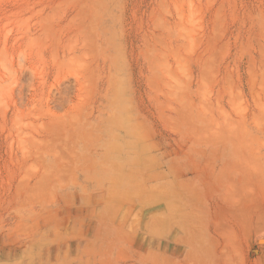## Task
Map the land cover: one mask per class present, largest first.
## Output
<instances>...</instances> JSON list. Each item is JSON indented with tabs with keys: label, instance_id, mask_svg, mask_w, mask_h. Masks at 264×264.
Instances as JSON below:
<instances>
[{
	"label": "rangeland",
	"instance_id": "rangeland-1",
	"mask_svg": "<svg viewBox=\"0 0 264 264\" xmlns=\"http://www.w3.org/2000/svg\"><path fill=\"white\" fill-rule=\"evenodd\" d=\"M0 264H264V0H0Z\"/></svg>",
	"mask_w": 264,
	"mask_h": 264
},
{
	"label": "bare ground",
	"instance_id": "bare-ground-1",
	"mask_svg": "<svg viewBox=\"0 0 264 264\" xmlns=\"http://www.w3.org/2000/svg\"><path fill=\"white\" fill-rule=\"evenodd\" d=\"M116 182V181H115Z\"/></svg>",
	"mask_w": 264,
	"mask_h": 264
}]
</instances>
